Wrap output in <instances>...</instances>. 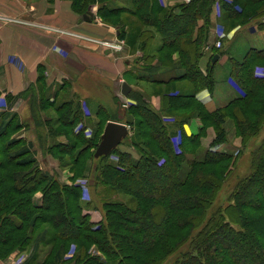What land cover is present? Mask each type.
<instances>
[{
	"label": "trees",
	"instance_id": "1",
	"mask_svg": "<svg viewBox=\"0 0 264 264\" xmlns=\"http://www.w3.org/2000/svg\"><path fill=\"white\" fill-rule=\"evenodd\" d=\"M246 1L258 6L250 15L251 19L264 14V0ZM116 2L118 5L114 0H72L73 8L81 17L88 13L90 5L99 3L96 12L102 23L113 27L119 39L126 41L130 34L132 41H126V44L139 50L143 55L142 60H156L158 67L142 71L140 79L161 86L180 80L192 85L195 95L163 94L174 110H178L176 107L183 102L184 110L193 109L190 117H199L204 124L211 119L220 122L230 105L208 112L197 98L200 91H210L213 86L212 65L209 64L210 67L202 71L200 61L208 44L206 33L214 0H189L168 9L157 0ZM238 6L239 0H233L230 4L222 3L221 10L231 17L240 18L244 14V7L237 12L235 9ZM156 37L160 45L153 50L152 42ZM151 50L153 53L150 54ZM175 52L179 54L184 72L177 74L176 69L159 72V67L170 68V65H174L172 55ZM263 61L264 50L251 51L234 65L231 77L244 90L243 100L256 98L264 92V74L257 76L251 69L253 64ZM168 73L171 75L165 77ZM4 99L7 106L8 96ZM177 100L181 102L178 104ZM7 109L1 110L0 115L6 118ZM56 110L60 112L62 106ZM132 110L133 118L138 120L137 125L145 129L140 135L145 139L148 151H141L139 157L134 158L127 152L117 150L118 146L111 152L117 155V166L108 162L111 153L98 159L93 157L101 135L95 141V137L85 139L82 132L74 130L80 114L78 107L66 111L68 119L65 123L72 127L76 141H89L72 154L75 162L82 159L84 151L92 149L86 167L88 174L85 178L90 177L87 185H102L114 192H122L132 198L133 206L100 201L102 217L95 220L77 202L74 203V197L75 201L80 197V186L74 190L68 189L39 169L30 176L22 170L12 174L11 180L18 196L32 194L41 184L46 185L42 188L38 203L34 199L29 201L39 213L34 214L31 220L40 219L47 224L53 232L52 239L59 243L54 261H61L64 246L74 243L81 252L82 264H161L164 256L155 259L153 255L161 253L160 249L167 245L171 249V242L174 241L170 251L175 250L176 256L171 264H264V251L258 247L257 241L264 238V139L251 148L247 172L234 183L224 198L218 200L229 177L223 170L233 156L215 151L222 134L210 142L211 146L206 148L198 161L194 158L187 162L184 151L194 152L191 149L200 144L199 137L187 136L183 131V147L186 149L177 154L170 142L172 133L146 106L144 99L138 98ZM102 115L106 116L104 125L108 121L133 124L127 117L117 120L115 115L103 109L95 114L96 117ZM20 128L18 120L14 119L0 124V155L6 153L7 161L19 169L36 168L35 153L30 143L14 150L22 139L12 135ZM75 148L70 146L68 150L74 152ZM159 158H163L164 162H158ZM207 167H214L217 172L202 174ZM151 175H155L157 181L153 185L145 181L146 176ZM34 178L41 184L28 188L26 183L35 181ZM9 198L11 196L0 205V211L8 208ZM244 211L251 213L247 218L252 222L255 234L251 227L245 226L248 222L239 219L244 216ZM11 223L12 229L15 228L17 232L22 230L16 222ZM257 226L263 231L257 230ZM45 233L39 238L42 239ZM91 246H95L103 258L87 254Z\"/></svg>",
	"mask_w": 264,
	"mask_h": 264
},
{
	"label": "rangeland",
	"instance_id": "2",
	"mask_svg": "<svg viewBox=\"0 0 264 264\" xmlns=\"http://www.w3.org/2000/svg\"><path fill=\"white\" fill-rule=\"evenodd\" d=\"M188 2L189 0H176L173 7ZM239 2L242 5L237 8L240 10L244 7V14L242 17H230L229 21L224 25L220 22V24L216 23L217 21L211 24V18L209 17V28H207L206 33L208 44L204 47V52L211 49L210 45L213 44L214 46L218 41L221 43L234 42L236 44H243V41L254 38L252 36L253 34L250 35L251 33L262 30V32L256 33L257 35H259V33L262 35L264 32V14L257 16V18H255L256 21H253L250 15H252L254 9L258 6L255 7L251 2L246 0H239ZM114 3L118 5L116 0H114ZM262 4L263 3H261V6ZM92 5H94L97 10L99 3H94ZM163 7L168 9L172 6ZM215 7H217V5L214 0L211 11ZM88 11L90 12L92 10L88 8ZM130 36L129 34L126 41H132ZM126 41L117 38V36H113V39L108 42L113 46L120 45V50H113L110 47L97 44V50L109 52L120 61L127 59L130 62V65L126 67L127 71L116 81L114 86L106 85L107 88L111 86V89H104V86L101 87V84L95 86L98 94L107 95L110 93L113 95L115 107L110 108V106H107V110L109 111L112 109L113 112L111 113L115 115L117 120L127 117L129 120L133 121L131 126L126 125L128 135L121 142L117 150L123 152L128 151L129 154L132 153L136 158L139 157L141 151H148L145 147V139L140 135L145 129H140L141 127L137 125L138 120L133 118L131 113V111H133V106L137 104L138 98L144 99L146 106L158 116L162 124L168 127V130L172 133L170 142L175 153L180 154L182 150L186 149L183 147V131L185 127L191 128L192 136L199 137L200 144H198L196 148L193 147L191 149L194 150V152L184 151L187 162L192 161L194 158L198 161L199 157L204 155L206 148L211 146L210 142L221 133L222 137L215 151L231 153L233 155L223 170V173H227L229 177L226 180L223 192L219 195L218 200L224 198L227 191L230 190L234 183H236V181L249 169L251 159L249 152L251 148L258 145L259 142L264 139V92L256 98L243 100L244 90L230 75L229 82L233 87L234 99L225 106L228 107L230 105L227 112L223 113L220 122L211 119L204 124L199 117H190L193 109L184 110L183 102L180 103L181 101L177 100L176 102H178V104L180 103V106L176 107L178 110H174L172 105H169L168 99L163 98V94L169 92L172 95L179 94L191 96V94L186 93L185 88L193 90L192 85L187 81L180 80L175 84L161 86L153 85L150 82L140 79L138 76L139 73L145 71L147 68L158 67L156 66V60L152 62L150 60H142V53L135 47L127 46L128 44H126ZM152 43L153 50L156 49V46L160 45V41L157 37ZM153 50L150 51V54L153 53ZM138 52L140 54L136 55ZM172 56L174 65H170V68L159 67V72L170 71L171 69H176L181 73L184 72L180 66L179 54L175 52ZM144 59H146L145 56ZM251 69L255 75H257L256 73H261L263 75L264 61L256 62L251 66ZM121 82H126L127 85L131 86V94L128 93L126 96L122 95ZM67 85L68 84L64 85L63 92L60 93L56 100L54 99V103L49 101V95L44 84L39 85L37 88L41 94L40 97H33L30 104L31 112H24L23 115V122L28 124L26 130H22L23 128L21 127L12 135L18 138L21 136L20 139H22L21 144L14 150H17L22 145H26L27 141H31L32 152L36 154L35 161L37 167L19 169L17 166L7 161L5 157L6 153L2 152L0 155V205L6 203L7 198L11 196V199L9 198L8 208L0 211V264H82L84 262L82 257H80L81 252L79 248H77V245L74 243H69L64 246V254L61 261H54V254L59 247V243L52 239V230L47 224H43L40 219H36L35 221L31 220L34 214L39 213L31 206L29 200L34 199V202L38 203L42 195V188L46 185L38 183L34 178L35 181H28L26 186L28 188L34 184L36 187L40 184L41 186L36 188L37 190L32 194L29 193V195L18 196L15 194L17 191L14 189V183L11 180V176L15 171L22 170V172L27 173V176H30L39 169L49 174L59 185L67 187L68 189L80 186V197H78L76 201L74 197V203L77 202V204L88 211L90 215L92 212L97 220L102 217L100 201L118 202L133 206V204H131L132 198L122 192H114L110 187L102 185H91L90 187L87 185V181H90V177L87 179L85 178V175L88 174L86 167L92 149L90 151H84L81 157L82 159L79 162L74 161L72 154L76 153L79 147L89 143V141L79 143V141L73 138L72 127L65 123L68 119L66 111H68L69 108L72 110L78 107L80 114L76 118L74 130L82 132L85 139L95 137V141L98 136L101 135L106 116H90L88 114V112L91 111L88 105L89 97L82 95L81 92H79L80 95H72L71 86ZM156 99L159 101L157 107L153 103ZM60 106H62V110L57 112L56 109ZM192 125H196V127H192ZM70 146L76 147L74 152L73 150L69 152L68 148ZM108 162L117 166L119 164L117 155L111 153L108 157ZM158 162L163 163L164 159L159 158ZM209 172L215 173L217 171L214 167H207L205 170H202L201 173L205 175ZM154 177L155 175L146 176V183L149 185L155 184L157 181ZM68 199L69 197L66 196V200ZM75 205L76 204H74V206ZM43 214V212L40 213L42 216ZM250 214L249 211H244V216H240L239 219H244L245 222H248L245 223V226L247 228L251 227L250 230L255 234L256 232L253 231L251 226L252 222L248 219L250 218ZM252 216L254 217L255 215ZM11 221L16 222L22 230L17 232L15 228L12 229ZM256 229L263 231L259 226H257ZM44 231L46 233L43 235L44 237L40 239L39 236H41ZM2 239L4 240L3 243L1 242ZM211 241H213V239H211ZM257 241L259 243L258 247L262 248L264 251V238L258 239ZM173 246L174 241L171 242V249ZM171 249L169 245H167L160 249L162 250L161 253L159 252V254L153 255V257L158 259L164 256L161 264H171L176 256L175 250L170 251ZM87 254L103 258L95 246H91Z\"/></svg>",
	"mask_w": 264,
	"mask_h": 264
},
{
	"label": "crops",
	"instance_id": "3",
	"mask_svg": "<svg viewBox=\"0 0 264 264\" xmlns=\"http://www.w3.org/2000/svg\"><path fill=\"white\" fill-rule=\"evenodd\" d=\"M157 1L162 6L172 7L176 2ZM89 8L92 11L88 13L93 17L86 21L75 11L72 0H0V104L4 102L5 107L8 106V109H4H7V117L0 115V124L14 119L18 120L22 130H26L28 124L23 122L24 112H31V100L40 97L37 87L43 84L50 102L54 103L63 92L64 85L68 84L72 95H80L81 92L89 97L90 116H95L101 109L112 114V109L108 111L107 106L115 107L113 95L98 94L95 86L101 84L104 89H111L106 85L114 86L127 71L130 62L127 59L120 61L109 52L97 50L95 40L111 41L117 32L102 23L94 5ZM235 10L239 12V8ZM230 17L228 12L215 7L211 11L210 21L211 24L217 21L224 25ZM3 18L18 22H8ZM257 32L251 33L254 38L243 41V44L224 42L220 49L212 44L211 49L205 51L200 66L204 71L210 67L209 64L212 65L213 86L210 91H200L197 98L208 112L225 108L234 99L233 87L229 82L234 65L251 51L264 50V32L262 35H257ZM214 56L217 59L212 62ZM176 73L181 74L178 70ZM169 75L171 73L165 77ZM138 76L140 78L142 72ZM122 83L127 85L126 82ZM127 86L130 92L131 86ZM185 91L195 95L194 90L185 88ZM158 102V99L153 102L156 107ZM184 133L191 136V128L185 127ZM91 218L97 220L92 212Z\"/></svg>",
	"mask_w": 264,
	"mask_h": 264
},
{
	"label": "water",
	"instance_id": "4",
	"mask_svg": "<svg viewBox=\"0 0 264 264\" xmlns=\"http://www.w3.org/2000/svg\"><path fill=\"white\" fill-rule=\"evenodd\" d=\"M91 13L83 15V19L90 21L89 18H92ZM217 59V56H214L212 62ZM129 92V88L125 83L121 85V93L123 96H126ZM128 129L125 124L119 122L108 121L105 124L103 132L100 136V140L96 145L93 157L98 159L102 156H108L112 150L116 149L121 142L127 137Z\"/></svg>",
	"mask_w": 264,
	"mask_h": 264
},
{
	"label": "built area",
	"instance_id": "5",
	"mask_svg": "<svg viewBox=\"0 0 264 264\" xmlns=\"http://www.w3.org/2000/svg\"><path fill=\"white\" fill-rule=\"evenodd\" d=\"M233 0H215V2H216V5H217V8H221V4L222 3H228V4H230L231 2H232ZM3 20H6V21H8V22H18V21H16V20H14V19H9V18H3ZM108 42H110V41H105V40H95V43H96V45L97 44H99V45H101V46H107V47H110V48H112L113 50H120V45H111L110 43H108ZM221 46H222V43L220 42V41H218V42H216L215 44H214V47L215 48H217V49H220L221 48ZM258 76H262V74L261 73H256ZM6 107H5V104H4V102L2 103V104H0V110H2V109H5Z\"/></svg>",
	"mask_w": 264,
	"mask_h": 264
}]
</instances>
